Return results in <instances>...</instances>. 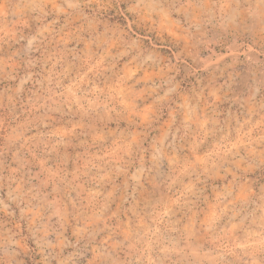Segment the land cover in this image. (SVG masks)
<instances>
[{
    "label": "clouds",
    "instance_id": "1",
    "mask_svg": "<svg viewBox=\"0 0 264 264\" xmlns=\"http://www.w3.org/2000/svg\"><path fill=\"white\" fill-rule=\"evenodd\" d=\"M216 43L250 55L226 66L206 105L212 114L192 112L168 158L186 136L235 141L212 167L192 161L183 193L195 199L194 219L214 205L226 223L201 220L192 238L166 223L153 230L144 220L156 215L155 179L145 176L151 192L116 182L137 165L152 170L151 138L113 147L125 111L117 93L169 82L156 72L133 79L147 52L185 71L171 77L175 87L195 77L186 91L196 102L209 86L197 73L211 67L200 68L198 53ZM0 73L13 81H0V264H264V0H0ZM16 80L32 89L21 95ZM72 121L78 136L56 135Z\"/></svg>",
    "mask_w": 264,
    "mask_h": 264
},
{
    "label": "rangeland",
    "instance_id": "2",
    "mask_svg": "<svg viewBox=\"0 0 264 264\" xmlns=\"http://www.w3.org/2000/svg\"><path fill=\"white\" fill-rule=\"evenodd\" d=\"M113 22L119 24V21ZM137 35L141 34L137 33ZM182 44L183 42L181 41V46ZM76 46L75 42L69 43L70 48H75ZM53 54L55 55V53ZM198 55L202 70L205 64L211 67L207 72L197 73V75L206 77L202 83L209 86L203 89L202 95L198 96L197 101L194 102L191 100L190 93L186 91L191 86L187 81L194 80V76L188 75L185 82L177 88L175 87V81L171 77L174 76L175 80H181L185 77V71L180 70L179 74H176L162 57L147 52L144 53L145 68L138 72L133 67V79L143 75L145 72H156L166 75L155 77V79L168 78L169 82L155 90L142 89L140 84H138L128 96H124L123 93H117L118 96L123 97L121 102L117 104V111L121 108H124L125 111L122 113L124 118L119 122V132L113 144L116 153H119L121 142L127 144L130 149L135 142L140 140L141 135L145 138H151V172H147L145 167L137 165L135 168L119 175L116 182L123 183L125 187H131L139 181L144 183L145 187L151 192L152 185L145 183V176L154 178L155 183L159 186L153 196V203L157 204L156 215L154 219L146 218L144 224L153 230H163L165 223L173 228H183L188 238H192L191 234L195 232L201 220L206 221L209 226L217 224L223 226L226 223L225 218L219 215V210L214 205L207 209L206 215L198 216L196 219L192 217L190 209L194 208L195 199L189 197L185 201L183 195L191 187L189 174L192 161H198L200 170H205L215 165L220 155L230 158L229 152L235 150L237 145L230 137L225 138L215 132L212 135L197 138L195 142H193V137L186 136L182 141L185 144L184 151H175L176 161H171L168 156L175 149V138L183 135L184 122L192 112L201 116H210L212 114L211 110L206 108V105L212 104L213 97L210 95L212 86L223 83L221 77L226 78V72L231 70L226 66L233 64V62L240 66V62L246 60L250 52L235 47L230 50L228 45L216 43L208 45ZM188 62L191 63V59ZM148 65H152V67H148ZM212 68L216 69L218 73L215 78L211 75ZM0 81L3 84L13 83V81L4 79L3 73H0ZM14 83L16 87L21 88V95H25L27 90L32 89L31 82L21 85L20 80H16ZM0 87H2V84H0ZM181 89H185V91L181 92ZM70 94L72 93L70 92ZM78 97L79 93H75L74 99H77L78 104L91 103V99L80 101ZM25 99H27V96H25ZM220 107L227 108V105L222 104ZM73 123L74 121L69 122L66 126L56 128L54 130L56 135H72L73 138L78 136L81 132L80 129H76L74 133L69 131ZM109 127L115 130L117 126L115 122H111ZM176 129H180V131L177 132L175 131ZM80 139H83V137L81 136ZM129 140H132L133 144H128ZM231 179V176L227 177V180ZM214 181L223 192L226 181L222 169L219 177H214ZM238 194L246 196L243 191ZM113 208H115V205H113ZM172 235H175V233H172Z\"/></svg>",
    "mask_w": 264,
    "mask_h": 264
}]
</instances>
